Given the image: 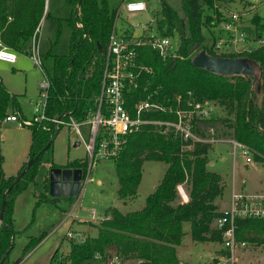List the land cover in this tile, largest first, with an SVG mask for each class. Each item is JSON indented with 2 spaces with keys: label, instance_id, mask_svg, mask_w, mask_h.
<instances>
[{
  "label": "trees",
  "instance_id": "obj_1",
  "mask_svg": "<svg viewBox=\"0 0 264 264\" xmlns=\"http://www.w3.org/2000/svg\"><path fill=\"white\" fill-rule=\"evenodd\" d=\"M179 1L181 11L172 7L169 0H159L161 14L159 18L155 16L162 35L179 37V49L172 50L166 60L149 46L138 49L139 62L153 68L154 73L147 91L133 90L132 100L147 99L156 90L159 95H153V99L176 94L186 99L188 92H192L197 100L225 109L230 115L229 137L248 146L255 162L264 164V45L240 55L216 53L206 45L203 30L215 25L214 15H221L218 0ZM67 3L73 15L70 53L56 56L53 74L47 73L51 82L48 115L84 122L99 108L108 44L117 13L110 10L106 0H67ZM46 8L47 0H0V39L14 52L32 55V42L38 39L42 20L50 15ZM223 18L222 14L219 23ZM203 50L216 57L248 58L256 64V76L229 77L195 67L193 59ZM141 82L143 86L144 79ZM11 105H18L17 96L9 92L0 77V264L8 263L18 234L14 225L16 199L36 181L42 156L52 148L62 129H56L52 123L33 126L28 162L17 176L7 177L2 131L5 119L12 114ZM149 118L176 120V116L165 113L151 114ZM100 140L98 137L97 144ZM186 145L180 137L163 134L154 126L128 136L124 150L114 160L120 201L137 198L146 162L166 163L163 179L142 210L123 213L110 208L105 214L110 219L96 226L98 235L83 242H71L60 263L97 264L96 256L102 255L105 259L121 256L144 259L151 264H182L178 247L187 222L193 241L221 243L222 233L212 226L222 215L216 201L225 186L222 176L208 169L213 145L198 143L192 151L186 150ZM55 168L81 169L85 178L89 158ZM179 185L184 186L189 202H183ZM236 225L239 243L264 244V219H238ZM43 238H33L24 254L37 247ZM58 255L59 252L51 263L58 260Z\"/></svg>",
  "mask_w": 264,
  "mask_h": 264
},
{
  "label": "rangeland",
  "instance_id": "obj_2",
  "mask_svg": "<svg viewBox=\"0 0 264 264\" xmlns=\"http://www.w3.org/2000/svg\"><path fill=\"white\" fill-rule=\"evenodd\" d=\"M101 1V0H100ZM111 11L117 13L115 29L123 34L135 24H145L148 20L159 18L161 5L159 0H106ZM145 2L150 5L146 13L130 14L124 6L127 3ZM177 11H181L179 0H169ZM221 15L237 12L241 15V28L251 40L250 47L256 50L263 46L264 41V0H218ZM47 12L38 30L35 41L43 60L44 69L50 75L54 70L56 56L70 53V38L72 34V8L67 0H47ZM215 16V25L206 27L203 34L206 45L212 47L217 39H227L219 18ZM256 20L258 23H255ZM32 42V50H33ZM173 49L178 50L180 39L172 38ZM216 43V42H215ZM16 53V52H15ZM227 55H240L241 46L231 45L224 50ZM18 60L15 64L0 60V77L4 85L14 96L18 105H11L12 114H20L24 120L33 121L36 115V103L41 95V85L46 77L37 67L32 55L16 53ZM212 117L198 124V133L211 139L213 149L209 153L208 169L222 176L224 192L217 199L221 210L230 207L233 191L243 194L264 193V164L253 163L249 166L245 158L238 153L233 154L232 145L227 143L229 137L230 115L225 109L211 105ZM4 169L7 177L17 176L29 160L32 143V127H20L18 123H5L3 126ZM87 134L88 130L85 129ZM80 143V146H76ZM89 158V168L86 177L81 181V192L72 199L59 198L56 201L50 196V170L68 162ZM90 156L86 145L81 142L69 129L62 128L55 138L51 149L46 151L41 159L36 181L30 183L21 193L15 203L14 225L17 231L14 249L7 264H53V257L59 252L60 263L71 248V242H83L88 237L98 235L97 227L103 222V217L110 208H117L123 213L142 210L147 198L163 179L167 164L161 161L146 162L143 167V177L138 189V196L126 202L118 197L119 181L116 173V162L112 159H101L91 167ZM83 173V171H82ZM99 182H101L99 184ZM96 211L97 216L92 212ZM213 227L216 228L214 225ZM183 239L179 246V257L187 264H212L215 255L226 256L223 244L217 242H195L191 236L190 223L183 225ZM70 234H73L70 237ZM42 242L31 252L24 250L33 238H41ZM249 243V246L239 248L237 256L239 264H264V244ZM220 260V257L217 258ZM226 259H222V264Z\"/></svg>",
  "mask_w": 264,
  "mask_h": 264
},
{
  "label": "built area",
  "instance_id": "obj_3",
  "mask_svg": "<svg viewBox=\"0 0 264 264\" xmlns=\"http://www.w3.org/2000/svg\"><path fill=\"white\" fill-rule=\"evenodd\" d=\"M124 8L130 14L146 13L150 8L145 2L127 3ZM156 18L148 20L145 24H135L123 34H118L114 29L108 44L107 63L104 71L102 92L99 98L97 112L90 115L87 121L79 122L70 117L68 120L50 117L48 115L49 101L51 98V82L44 69L43 60L34 40L32 59L37 67L45 74L46 80L41 85V95L36 103L33 121L24 120L20 114H11L5 119V123H18L20 127L44 126L52 123L56 129L67 128L78 139L86 145L87 152L91 158V167L97 165L101 159L117 160L124 150L128 136L142 132L147 126H154L163 134H173L187 143L186 150L192 151L198 143H211V139L205 138L198 133V124L209 120L213 115L210 102L199 101L192 92H188L185 99L182 95L165 96L163 99H153L158 96L156 90L147 99L132 100V91L143 89L147 91L150 84L149 78L153 75V68L139 62L138 49L149 46L157 51L163 59H167L173 49L172 38L160 33ZM216 24V23H214ZM221 25L227 39H217L211 47L218 54L223 53L231 45L241 46L243 53H251V40L241 28V15L237 12H229L222 19ZM264 44V41H261ZM0 60L15 64L18 60L17 54L7 47L0 39ZM142 79L144 85L142 86ZM131 104V105H130ZM165 113L176 116V120H153L151 114ZM85 129L88 130L87 134ZM101 140L97 144V138ZM233 154L236 158L241 153L245 158L247 166L256 163L252 150L245 144L230 138ZM84 180V179H83ZM82 187L80 188L81 192ZM178 191L183 202H189L188 194L183 185L178 186ZM97 216V212H92ZM264 219V193L243 194L233 191L230 207L216 219V230L223 236V244L226 248V256L220 257L216 264H239L237 251L239 248L249 246V243H239L236 239L238 219ZM110 219L104 216L103 220ZM73 234H70L72 237ZM97 264H151L144 259H125L121 256L98 255L95 258Z\"/></svg>",
  "mask_w": 264,
  "mask_h": 264
},
{
  "label": "water",
  "instance_id": "obj_4",
  "mask_svg": "<svg viewBox=\"0 0 264 264\" xmlns=\"http://www.w3.org/2000/svg\"><path fill=\"white\" fill-rule=\"evenodd\" d=\"M195 67L224 76H256V64L248 58H223L209 55L205 50L193 59ZM79 146V143L76 144ZM33 162H30V165ZM23 174L19 177L21 179ZM83 173L81 169L52 168L50 170V196L55 199L75 198L80 193ZM5 202L3 203V209Z\"/></svg>",
  "mask_w": 264,
  "mask_h": 264
},
{
  "label": "crops",
  "instance_id": "obj_5",
  "mask_svg": "<svg viewBox=\"0 0 264 264\" xmlns=\"http://www.w3.org/2000/svg\"><path fill=\"white\" fill-rule=\"evenodd\" d=\"M46 11H47V8H46ZM10 92V91H9ZM12 94V93H11ZM3 141H4V136H3ZM228 143V142H227ZM81 144L79 143V146H80ZM78 147V146H77ZM88 158V157H87ZM64 165H66V164H63V165H61V166H64ZM101 182H99V184H100ZM157 188V187H156ZM155 188V189H156ZM217 203V205H218V202H216ZM219 206V205H218ZM219 211L222 213L223 211L221 210V208H220V206H219ZM215 224H213V226H214ZM212 226V227H213ZM213 229H215V227H213ZM178 249H179V247H178ZM178 254H179V252H178ZM179 256V255H178ZM223 255L221 254V253H218V254H216L215 255V259H214V261H213V263L212 264H216V263H218L220 260H218L217 258L218 257H222ZM180 258V257H179ZM181 260V259H180ZM181 262H182V264H187V263H183V261L181 260Z\"/></svg>",
  "mask_w": 264,
  "mask_h": 264
}]
</instances>
